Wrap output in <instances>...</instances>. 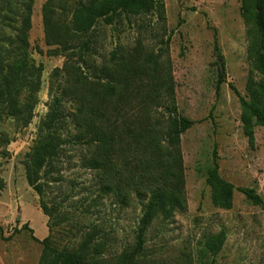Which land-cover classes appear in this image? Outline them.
I'll use <instances>...</instances> for the list:
<instances>
[{
    "label": "rangeland",
    "instance_id": "obj_1",
    "mask_svg": "<svg viewBox=\"0 0 264 264\" xmlns=\"http://www.w3.org/2000/svg\"><path fill=\"white\" fill-rule=\"evenodd\" d=\"M45 1L31 0L29 7L27 54L37 88L30 95L24 89L17 94L20 107L28 99L29 117L0 116V264H38L43 245L33 237L47 236L55 249L74 251L93 264H117L123 254L127 264H264V206L238 191L253 189L264 198V126L255 127L250 145L239 99L229 87L248 98V81L261 78L253 58L259 33L240 0H160L162 7L149 13L122 14L111 25L98 21L80 37L89 40L88 51L78 41H71V50L46 42ZM11 7L0 0V60L5 64L7 39L18 42L14 26L25 11L18 4ZM220 65L224 82L217 92ZM111 68L114 78L106 76ZM164 74L170 77L171 94L153 100L155 79ZM77 80L120 87L110 103H122L117 118L121 145L130 138L127 131L143 121L164 134L174 116L192 121L178 144L183 209L146 224L147 197L129 194L123 201L103 191L98 171L84 165L93 147L76 138L78 102L62 93ZM55 99L61 103L60 144L40 171L39 195L26 181L24 160ZM144 103H153L147 115ZM214 151L219 175L235 187L229 209L213 205L205 182ZM210 239L214 244H207Z\"/></svg>",
    "mask_w": 264,
    "mask_h": 264
},
{
    "label": "trees",
    "instance_id": "obj_2",
    "mask_svg": "<svg viewBox=\"0 0 264 264\" xmlns=\"http://www.w3.org/2000/svg\"><path fill=\"white\" fill-rule=\"evenodd\" d=\"M6 2L8 10L18 4L25 11L19 25L14 26L18 32L15 37L18 42L14 43L9 37L7 63L0 60V116L5 114L27 119L30 103L27 99L20 107L17 94L24 89L30 95L37 88L32 79L36 69L27 54L31 0ZM240 2L242 10L250 17L259 33V38L254 40L253 58L254 67L260 72L261 78L248 81V98L240 95L233 85L229 87L239 99L243 133L252 145L255 127L264 126V0ZM161 7L160 0H46L42 7L46 42L57 44L62 50H71V41H78L79 48L88 51L89 40L80 37L93 30L98 21L111 25L122 14L149 13ZM112 69H109L110 74L106 73L107 77L114 78L115 69ZM155 80L153 100H163L171 94L170 77L164 74L161 79ZM223 82L224 67L220 65L217 92ZM76 84L63 88L62 93L69 94L78 102L74 119L80 130L76 138L93 147L92 157L85 159L84 165L98 171L103 191L113 193L123 201H127L129 194L140 200L147 197L143 203L142 216L146 224L156 216L168 218L174 210L183 209V167L178 144L180 135L192 126V121L184 116H174L165 134L158 125L143 121L139 128L127 131L130 138L121 145L123 133L117 118L122 103H110L119 94L120 87L116 82L109 81L92 82L88 86L77 80ZM59 101L55 99L42 122L44 127L40 128V134L24 160L26 181L39 195L42 194L40 171L57 154L60 144L56 128L60 118ZM152 104L144 103L145 115L149 113ZM205 182L211 189L213 205L229 209L235 187L219 175L215 151L212 165L205 171ZM238 191L253 205L264 206V198L253 189L239 187ZM42 209L47 214L46 207L42 206ZM24 228L32 232L26 225ZM33 238L43 245L38 264H93L74 251L55 249L49 236L42 240ZM207 244H214V239H210ZM127 260L128 255L123 254L117 264H127Z\"/></svg>",
    "mask_w": 264,
    "mask_h": 264
}]
</instances>
